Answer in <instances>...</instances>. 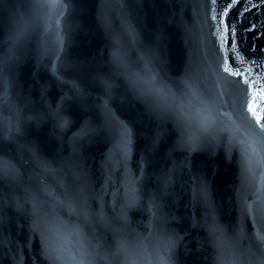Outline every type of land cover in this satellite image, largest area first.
Wrapping results in <instances>:
<instances>
[{
  "label": "water",
  "instance_id": "obj_1",
  "mask_svg": "<svg viewBox=\"0 0 264 264\" xmlns=\"http://www.w3.org/2000/svg\"><path fill=\"white\" fill-rule=\"evenodd\" d=\"M230 2L0 0V264H264V138L223 70L264 103V4Z\"/></svg>",
  "mask_w": 264,
  "mask_h": 264
},
{
  "label": "snow or ice",
  "instance_id": "obj_2",
  "mask_svg": "<svg viewBox=\"0 0 264 264\" xmlns=\"http://www.w3.org/2000/svg\"><path fill=\"white\" fill-rule=\"evenodd\" d=\"M38 2L41 5H47L49 8H53V7H57V6H63V0H38ZM216 0H212V3H215ZM238 2V0H231V2L227 5V7L224 8L223 13H227L229 11L230 8H232L234 5H236ZM260 4H264V0H259ZM251 6V5H250ZM221 14L219 17V21H220V25L223 26L225 24V17L224 14ZM254 27V26H253ZM226 30V29H225ZM248 31H251V29H248ZM235 32V26L233 25V33ZM221 35H224V32H221ZM233 46H235L236 41L233 38L232 40ZM261 52H264V49L260 50ZM238 59L241 61V63L244 62V57L242 56H238ZM247 63L252 64L254 66H259L256 61H247ZM223 70L225 72H228L229 75L231 76H241L242 79L244 80V83L248 84V94H249V98L247 100V109L248 112L251 114L252 117L255 118L256 121V128H258L260 131L257 132L256 128H251L249 127V140L255 141V140H260L262 138H264V122H261V114L259 111H255V109L257 107L260 108L261 111H264V103H257L255 102V93L252 91V82H250L244 75L243 72L240 71H234L231 67L228 66L227 62H225L224 66H223ZM153 80L155 79V77L153 76L152 78ZM261 100H264V96L261 97ZM221 115H224L223 113ZM62 126V125H61ZM215 126V118L213 116H211L210 114L202 119L199 123H198V131L200 133H208L210 132ZM222 130V129H221ZM117 145L121 150L126 149L127 147V143L129 140V136H128V130H127V126L123 124V122H120L119 124V128L117 130ZM199 139L198 135H190L187 139V143L192 144L195 143L197 140ZM237 143H244L243 141H237ZM249 148H251V144H249ZM14 171L13 166L10 164L9 161L7 160H3L0 159V179H3L9 175L12 174V172ZM201 195L204 196L206 195V192L203 188H201ZM67 207H69V210L72 209V205L69 202L67 204ZM256 240L258 242H260L261 246L264 247V234L262 233H256ZM170 248V245H169ZM169 249H165V254L161 255L159 260H160V264H171V258L169 255H167ZM47 252V249H46ZM54 259H59V257H54Z\"/></svg>",
  "mask_w": 264,
  "mask_h": 264
}]
</instances>
